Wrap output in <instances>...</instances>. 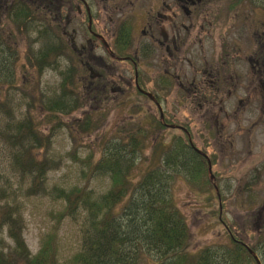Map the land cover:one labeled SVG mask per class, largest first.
Returning a JSON list of instances; mask_svg holds the SVG:
<instances>
[{
	"label": "trees",
	"instance_id": "trees-1",
	"mask_svg": "<svg viewBox=\"0 0 264 264\" xmlns=\"http://www.w3.org/2000/svg\"><path fill=\"white\" fill-rule=\"evenodd\" d=\"M241 0H237L239 2ZM248 1V0H247ZM262 1V2H261ZM236 2V3H237ZM251 6L260 5L264 0H250ZM33 10L20 7L17 14L11 13L15 23L35 21ZM18 19V20H17ZM37 34L33 38L31 51L22 64L24 70L33 66L38 74L53 69L61 76L57 89L49 98L38 96L27 116L19 120L13 118L10 108L0 119V138L6 145L0 157L7 156L20 174L19 191L4 187L0 174V264H60L58 258L57 232H47L40 247L32 254L24 238L25 199L50 197L59 205L53 216L60 220L66 216L80 221L81 242L78 250L68 259L67 264H257L256 254L264 264V221L252 243L249 252L238 236L225 230V243L205 245L198 250L191 248L190 229L185 214L176 200V189L186 186L192 192H206L208 205L214 206L217 194L207 179V165L204 158L192 150L180 135H174L170 144L162 137L149 142V136L164 126L158 119L150 117L146 125L136 123L128 129H121L113 138L103 140L97 155L88 153L84 162L92 174L97 171L107 177V185L102 192L86 186L57 184L48 185L49 161L45 148L48 138L44 122L56 123L59 127L62 117L84 104L78 95L73 69L59 68L66 44L56 26L41 22L32 27ZM0 30V82L8 81L11 86L15 64L11 59L14 48L4 38ZM16 77V76H15ZM21 88V87H20ZM6 96L0 107L7 103ZM2 111V110H1ZM71 122L74 135L89 134L96 124L86 116L76 126ZM150 147L151 156H144ZM5 160H0L2 164ZM143 166V164H145ZM1 173V172H0ZM139 173V174H138ZM29 176L25 183L24 176ZM214 209L218 216L219 209ZM260 213V212H259Z\"/></svg>",
	"mask_w": 264,
	"mask_h": 264
},
{
	"label": "rangeland",
	"instance_id": "rangeland-1",
	"mask_svg": "<svg viewBox=\"0 0 264 264\" xmlns=\"http://www.w3.org/2000/svg\"><path fill=\"white\" fill-rule=\"evenodd\" d=\"M0 2V28H4V33L1 34V39L4 40L15 49L11 56L14 62V57L17 58L15 64V76L12 74L11 80L15 83L13 86L8 81L0 82V101L4 100L6 96L7 103L5 106L0 107V119H4L5 110L8 107L13 112V118L19 120L27 116L26 110L33 108L36 100H30V96L36 98L38 96L44 97V100L49 98L51 94L57 89L58 82L61 77L51 69L45 70L40 76L33 66L26 68L25 73H29L30 80L24 76L21 68L22 64L26 63V55L31 51L30 45L34 38L33 26L34 23L27 22L26 24H19L11 20L8 15L10 10H7L5 3ZM101 3V0H98ZM144 5H151L152 1L142 0ZM224 1L220 2L222 5ZM12 6H14L12 4ZM98 10V6H94ZM52 15L56 14L55 5L51 6ZM83 8L81 13L77 14L72 11L69 15L68 24L66 26L68 34L64 39L68 43V52L74 57L61 61V67L68 66L74 69L77 64L80 65V56L78 51L72 49L71 35L72 30L74 33V44L77 49H81L84 45L83 58L88 60L93 70H101L109 75L111 78L112 86L119 94L128 88L131 92L133 86L128 85L127 78L133 77L128 64L124 62H113L105 54V49L102 46L90 51V56H101L102 59H95L89 57V44L87 38L89 37L88 23L83 15ZM246 12H252L246 8ZM264 13V10H261ZM104 17V11H99ZM239 24L237 26H225L226 40L234 38L240 33V43L247 49L248 43L252 41L251 33H247L245 22L246 18L254 19L255 24H259V19L263 18L262 15L243 16L241 8L238 9ZM37 21L40 15H36ZM56 18V17H54ZM53 19V18H52ZM257 19V20H256ZM60 21V20H59ZM60 23L62 27L63 22ZM44 22V20H41ZM140 20H135L138 25ZM92 23L97 27L96 19H92ZM56 25V24H55ZM32 28V29H31ZM198 33V28L193 30V34ZM197 41V37H194ZM216 35L209 36L208 40L214 44L217 43ZM195 42V41H194ZM37 45L35 44V47ZM94 60L97 62L95 63ZM99 63V64H98ZM111 63L112 68H107V64ZM100 65H104L105 68ZM140 76L145 79V84L152 92H156V78L154 80L148 79L151 75L152 69L147 67H140ZM155 71V69H154ZM89 73V72H88ZM252 73L250 72V80ZM88 78V77H87ZM21 87V88H20ZM235 91L220 88L217 90L207 89L206 95L200 99L192 98L187 94L179 95L181 91L173 88L167 100L163 101L165 109L174 107L175 116L173 122L177 124H186L190 128L193 136L194 143L199 147L206 149V153L213 156L212 174H209L211 182L217 186V194L222 199V210L215 215L214 209L218 203L216 198L212 205H208V194L206 192H192L186 186H181L176 189V200L180 210L185 214L189 229L190 240L192 241L191 248L198 250L205 245L223 244L227 240L226 231L232 229L238 239H241L245 244L252 243L253 238L257 236L260 226L264 221V93L259 96L255 89L249 93L244 89L236 87ZM123 98V96H114L108 94L103 99V103L97 108L85 107L84 110L74 111L62 117V123L59 127L55 126L56 123L44 122V130L49 140L45 148L46 159L49 161L50 167L48 170V185H61L70 186L73 184H87L89 187L96 190L98 193L105 190L107 185V177L88 175L86 167L79 162H72V158L68 155L69 151L75 148V143L79 146L77 151L81 157L85 156L89 151L97 154L98 148L96 143L100 142L99 138L111 136L118 133L121 127L128 129L134 123H138L136 110L148 111V114H153L154 117L159 118L156 107L143 98L142 96H134L132 94ZM254 91V92H253ZM177 92V96L175 93ZM186 92V91H185ZM229 93V94H228ZM246 96L250 98L251 106H244L246 103ZM250 96V97H249ZM241 99V100H240ZM91 109V110H90ZM164 109V110H165ZM2 110V111H1ZM4 110V111H3ZM87 112V113H86ZM90 114L96 120L102 122L101 126L97 122L94 133L90 136H78L77 140L72 137V130H70L71 122L82 115ZM140 120L145 123L142 113H140ZM141 124V123H140ZM174 128H171L164 133L167 136H161L165 139L168 138ZM178 130L176 134H180ZM157 132L152 133L149 138L156 139ZM161 135V133H160ZM86 136V137H85ZM5 144L0 138V151L5 149ZM145 155H150V149L145 150ZM0 160H5L7 164H2L0 174L3 176L4 187L9 185L12 190L19 191L21 184L20 174L17 169L11 165L10 158L7 156L0 157ZM58 166V168H56ZM214 172V173H213ZM139 174V173H138ZM25 183H29V176H24ZM216 193V191L214 190ZM219 204V203H218ZM62 205L50 200V197H34L24 201L22 210L26 218V227L24 230L25 241L32 253H35L40 245V240L44 233L56 223V218L53 213L60 209ZM260 212V213H259ZM220 215L224 220L220 221ZM231 234L233 232L231 231ZM59 246L60 256L59 261L65 264L73 252L78 248L79 242V224L77 220L66 216L59 222ZM247 245V244H246ZM147 264H151L150 261Z\"/></svg>",
	"mask_w": 264,
	"mask_h": 264
},
{
	"label": "flooded vegetation",
	"instance_id": "flooded-vegetation-1",
	"mask_svg": "<svg viewBox=\"0 0 264 264\" xmlns=\"http://www.w3.org/2000/svg\"><path fill=\"white\" fill-rule=\"evenodd\" d=\"M17 1L44 2L47 9L46 3L54 0ZM55 1L59 9L58 19L64 22L61 27L64 35L72 11L80 14L83 8L85 17L91 18V21L96 19L97 27L94 23L87 38L88 56L102 59L101 56H90L91 50L102 46L111 61L128 64L133 72V77L129 76L126 80L129 86H133L131 94L145 97L157 107V111L158 103L164 117L170 120H164L167 127L172 126L175 111L172 104L171 108L165 109L163 101L168 99L173 88L181 91L179 95L187 94L200 99L206 95L207 89L213 88H226L232 92L239 87L249 93L255 89L259 91V96L264 93V28L251 32L253 40L245 50L240 43V33L226 40L225 16L217 4L218 0H150L151 5H144L142 0H101V3L98 0ZM95 5L98 10L94 9ZM102 9L104 17L98 14ZM137 19L140 20L138 25L135 24ZM234 24L237 26L239 21ZM261 26L264 27V22ZM196 27L198 33L193 34ZM72 31L75 33L76 30ZM247 33L250 30L247 29ZM213 35L217 37L216 44L208 40ZM194 37H197V41ZM70 41L79 55L84 52V45H81V49L74 45L73 35ZM83 64L88 67L92 82L101 86L106 94L116 93L109 75L101 70H93L87 63ZM106 64L108 69L112 68L111 63ZM100 66L105 68L104 65ZM139 66L152 69L148 79L156 78V92H150L145 79L140 78ZM127 90L113 95L124 97ZM141 90L151 93V96ZM245 99L244 106L249 105L250 98L246 96ZM176 126L183 125L176 123Z\"/></svg>",
	"mask_w": 264,
	"mask_h": 264
},
{
	"label": "water",
	"instance_id": "water-1",
	"mask_svg": "<svg viewBox=\"0 0 264 264\" xmlns=\"http://www.w3.org/2000/svg\"><path fill=\"white\" fill-rule=\"evenodd\" d=\"M256 258V257H255ZM257 259V258H256ZM258 260V259H257ZM260 262H258V264H259Z\"/></svg>",
	"mask_w": 264,
	"mask_h": 264
}]
</instances>
